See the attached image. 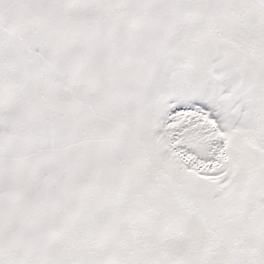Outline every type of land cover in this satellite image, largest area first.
<instances>
[{"label":"snow or ice","instance_id":"obj_1","mask_svg":"<svg viewBox=\"0 0 264 264\" xmlns=\"http://www.w3.org/2000/svg\"><path fill=\"white\" fill-rule=\"evenodd\" d=\"M0 264H264V0H0Z\"/></svg>","mask_w":264,"mask_h":264}]
</instances>
